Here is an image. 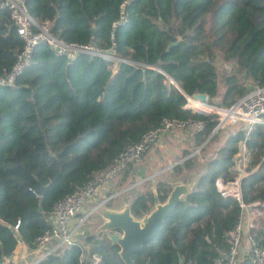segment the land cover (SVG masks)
I'll list each match as a JSON object with an SVG mask.
<instances>
[{
  "label": "trees",
  "instance_id": "obj_1",
  "mask_svg": "<svg viewBox=\"0 0 264 264\" xmlns=\"http://www.w3.org/2000/svg\"><path fill=\"white\" fill-rule=\"evenodd\" d=\"M24 4L32 18L49 22L50 33L58 39L90 44L118 60L84 53L67 58L39 43L12 85H0L3 264H11L4 261L17 243L35 249L37 237L50 228L53 205L104 170L126 145L137 143L162 119L201 122L196 145L204 142L217 115L184 107L185 95L204 94L206 104L227 108L248 86L264 84V0H24ZM121 9L125 19L113 25ZM21 46L8 11L0 7V75L9 71ZM217 55L229 72L219 101L213 103ZM240 141L248 154L240 177L241 200L264 204V125L254 126L246 138L241 129L229 132L160 230L131 254L133 264H216V259L223 263L240 209L234 200L221 197L213 182L217 177L234 179L231 167ZM195 168L196 158L191 156L181 166L174 165L171 173L177 177ZM133 169L132 164L123 167L120 185ZM153 186L158 201H164L170 188L161 180ZM146 187L130 198L134 217L152 204ZM250 231L254 244L264 243V226ZM117 251L104 233L82 234L70 247L36 264H91V255L99 257L96 264H123Z\"/></svg>",
  "mask_w": 264,
  "mask_h": 264
},
{
  "label": "built area",
  "instance_id": "obj_2",
  "mask_svg": "<svg viewBox=\"0 0 264 264\" xmlns=\"http://www.w3.org/2000/svg\"><path fill=\"white\" fill-rule=\"evenodd\" d=\"M0 7L6 9L12 25L22 41V46L17 52L14 62L9 71L0 75V85H12L14 77L20 73L31 59V52L35 45L39 43L46 44L55 55L72 58L79 53L90 56L102 57L111 61H117V57L99 51L90 44L66 43L49 31V22L47 20H37L32 18L25 7L24 0H0ZM125 19V13L120 10L119 19L113 25L119 24ZM186 103L184 107L191 110L212 112L217 115L216 125L206 139L212 135L218 134L226 126L236 121L242 123L240 127L246 138L249 132L256 125H264V84L253 85L242 96L235 98L234 102L227 108L218 104L210 105L205 101L198 102L191 96L185 95ZM202 123L199 121H176L174 119H162L157 126L146 131L139 141L135 144L126 145L123 150L113 159L112 163L97 175L86 180L83 186L76 188L71 194L57 201L53 205L50 213L51 219L49 230L43 232L36 239V249H41V255L34 261L38 263L49 254L58 253L63 248H68L74 243L81 225L87 220L90 214L100 207L106 205L112 195H106L101 201L96 203L91 209L83 212L87 200L104 189L106 185L127 164H133L141 160L147 149L154 144L157 139L171 129H189L199 131L202 129ZM237 153L233 156V165L231 169L238 171L234 179L224 180L220 177L214 179V187L218 194L223 198L234 200L240 209L239 219L229 232L230 249L224 258L216 259V264H238L237 258L239 245L245 231L246 237L250 242L249 260L250 264H264V243L254 244L250 230L255 229L260 223L264 222V204L259 202L244 203L240 195L241 168H243L245 145L240 141L237 145ZM72 220L74 222H72ZM91 264H96L99 257L91 255ZM83 261V256H79V263ZM0 264H3L0 262Z\"/></svg>",
  "mask_w": 264,
  "mask_h": 264
},
{
  "label": "crops",
  "instance_id": "obj_3",
  "mask_svg": "<svg viewBox=\"0 0 264 264\" xmlns=\"http://www.w3.org/2000/svg\"><path fill=\"white\" fill-rule=\"evenodd\" d=\"M224 88V87H223ZM223 89L221 91V94ZM220 94V96H221ZM220 98V97H219ZM219 98L216 102H218ZM218 104V103H217ZM229 133V132H228ZM198 138L195 136V131H191L189 129H171L170 131L162 134L157 141L152 144L145 155L143 156V161L139 164L133 163V174L129 177L128 181L119 184L120 175L118 174L114 177L109 183L104 187V189H100L97 194L91 196L84 205L83 212L91 209L96 203L101 201L106 195H112L109 201L104 206L117 208L121 204V199L126 196L128 197L129 201L132 195L135 192H138L142 189L149 188L153 186L156 180L164 181L165 183L168 181H173L176 179H184L185 175L188 173H198L204 168L205 161L199 156V152H204L205 150H201V147L206 142H202L199 145H196ZM198 143V142H197ZM221 141L219 142V144ZM218 144V145H219ZM210 145V144H208ZM188 152L186 155L183 152ZM246 150H244L245 153ZM194 156L196 158V168L191 172L184 171L180 176H174L171 173V168L175 165H182L183 160L188 157ZM165 164V168L161 167ZM173 165V166H172ZM159 166V173H157L153 179L154 182L151 183L149 177L152 174V169H156ZM158 172V171H157ZM167 172L165 175L166 177H161L164 173ZM143 179H146L143 181ZM148 179V183L146 182ZM120 185V186H119ZM154 187V186H153ZM98 218L96 215V211L92 212L90 216H94ZM89 216V217H90ZM87 218V220L81 225L78 235H96L94 230L96 226L99 224L100 219L95 221L97 224L93 226V230L91 231V223L96 218ZM51 219V216H48V221ZM90 219V221H88ZM72 222H74L72 220ZM260 226H264V222L259 224ZM249 248L250 242L246 237L245 231L243 232L242 239L238 249L237 258L239 259V263L244 259H249ZM41 255V249H28L21 243H17L13 253L7 257L4 263H11V264H33L34 261Z\"/></svg>",
  "mask_w": 264,
  "mask_h": 264
},
{
  "label": "water",
  "instance_id": "obj_4",
  "mask_svg": "<svg viewBox=\"0 0 264 264\" xmlns=\"http://www.w3.org/2000/svg\"><path fill=\"white\" fill-rule=\"evenodd\" d=\"M93 30L92 28L91 34H93ZM170 81L175 87H178L171 79ZM249 88L250 86L247 87V89ZM191 97L198 102L203 103L205 101L204 94L197 93ZM231 171L235 174L238 172L234 169H231ZM157 173L159 171L152 169V174L149 177L151 183L154 182L153 177ZM145 180L143 179V181ZM196 183L197 175L195 173H188L184 179L166 182L170 189L162 202L158 201L154 187L151 186L152 204L149 210L139 217H134L131 214L129 199L126 196L121 199V204L117 208L102 206L96 210L100 222L94 233L96 235L104 233L110 243L118 247L117 255L121 262L123 264H133L131 254L138 252L160 230L166 215L188 195ZM37 194H40V190L37 191ZM238 264H250V260L244 259Z\"/></svg>",
  "mask_w": 264,
  "mask_h": 264
},
{
  "label": "rangeland",
  "instance_id": "obj_5",
  "mask_svg": "<svg viewBox=\"0 0 264 264\" xmlns=\"http://www.w3.org/2000/svg\"><path fill=\"white\" fill-rule=\"evenodd\" d=\"M214 65H215V69H216V72H217V87H216V95H215V97H214V101H213V103H217L216 101H217V99L220 97V94H221V91H222V89H223V85H224V76H225V74L226 73H228L229 72V67H228V64H225V63H223L221 60H220V57H219V55H217L216 57H215V60H214ZM219 101V100H218ZM242 126V123H239L238 121H236V122H234V123H232V124H229L228 126H226L225 128H224V130H220L219 132H218V134L216 135V138L213 140V141H211L209 144L210 145H207V147L206 148H204V152H199V156H201L202 157V159L205 161L208 157H210L211 155H212V153H213V151H214V149L218 146V144H219V142L220 141H222V138H223V136L224 135H226L228 132H232V131H235V130H238V129H240V127ZM145 155V154H144ZM143 155V156H144ZM248 154H247V152L245 153V159H244V166H243V168L242 167H240L241 168V173L243 172V169H244V167H245V165H246V163H247V161H248V156H247ZM236 156V155H235ZM234 156V157H235ZM143 158V157H142ZM141 158V160L140 161H138V163H136V164H139V163H141L142 161H143V159ZM165 164H167V163H164L163 164V166L161 167V169L162 168H165ZM157 168V171H159V166H157L156 167ZM167 172H165L164 173V175H162L161 177H166V174ZM242 175V174H241ZM147 183L149 182L148 181V179H147V181H146ZM91 217V218H90ZM89 218L90 219H92V218H96L95 217V215L94 216H90ZM90 219L88 220V221H90ZM97 219H99V218H96L92 223H91V227H92V229H91V231L93 230V226L95 225L96 226V222L95 221H97ZM91 222V221H90ZM85 224H86V222H85Z\"/></svg>",
  "mask_w": 264,
  "mask_h": 264
}]
</instances>
